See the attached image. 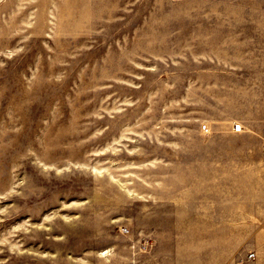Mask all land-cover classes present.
Returning <instances> with one entry per match:
<instances>
[{
  "label": "rangeland",
  "instance_id": "obj_1",
  "mask_svg": "<svg viewBox=\"0 0 264 264\" xmlns=\"http://www.w3.org/2000/svg\"><path fill=\"white\" fill-rule=\"evenodd\" d=\"M0 264H264V0H0Z\"/></svg>",
  "mask_w": 264,
  "mask_h": 264
},
{
  "label": "built area",
  "instance_id": "obj_2",
  "mask_svg": "<svg viewBox=\"0 0 264 264\" xmlns=\"http://www.w3.org/2000/svg\"><path fill=\"white\" fill-rule=\"evenodd\" d=\"M205 127V126H204ZM251 256H253V254H251Z\"/></svg>",
  "mask_w": 264,
  "mask_h": 264
}]
</instances>
